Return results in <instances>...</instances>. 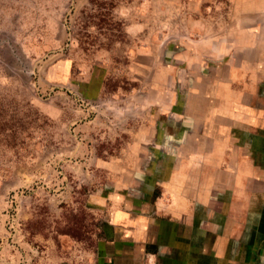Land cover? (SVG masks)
<instances>
[{"label": "rangeland", "instance_id": "obj_1", "mask_svg": "<svg viewBox=\"0 0 264 264\" xmlns=\"http://www.w3.org/2000/svg\"><path fill=\"white\" fill-rule=\"evenodd\" d=\"M263 60L264 0H0V264H142L102 250L112 214L157 211L215 94L264 106L232 72Z\"/></svg>", "mask_w": 264, "mask_h": 264}, {"label": "crops", "instance_id": "obj_2", "mask_svg": "<svg viewBox=\"0 0 264 264\" xmlns=\"http://www.w3.org/2000/svg\"><path fill=\"white\" fill-rule=\"evenodd\" d=\"M219 60L224 63V58ZM246 67L241 61L232 67L237 83L241 84V75L264 77V60L255 63L252 73ZM249 91L254 92L252 87H237L234 92L239 99L234 100H220L215 94L209 99L213 102L210 112L192 117L191 127L183 132L178 167L160 185L166 189L151 217L131 207L112 214V229L118 237L102 250L112 251L113 263L137 259L142 264H264V106L242 100ZM215 99L220 105H215ZM247 138L258 141L249 152L253 158L247 156ZM188 140L194 150L185 151ZM232 155L236 165L231 164ZM199 209L206 215L198 216ZM199 232L212 235V242L199 247ZM215 235L223 236V242L218 243ZM149 244L156 246V253L147 252ZM248 249L252 261L247 259ZM200 252L206 257H200Z\"/></svg>", "mask_w": 264, "mask_h": 264}]
</instances>
